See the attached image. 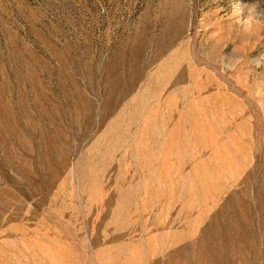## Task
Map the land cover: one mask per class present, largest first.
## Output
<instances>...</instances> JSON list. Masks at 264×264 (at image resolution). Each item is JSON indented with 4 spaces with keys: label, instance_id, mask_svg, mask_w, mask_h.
Segmentation results:
<instances>
[{
    "label": "rangeland",
    "instance_id": "obj_1",
    "mask_svg": "<svg viewBox=\"0 0 264 264\" xmlns=\"http://www.w3.org/2000/svg\"><path fill=\"white\" fill-rule=\"evenodd\" d=\"M256 2L0 0V264H264Z\"/></svg>",
    "mask_w": 264,
    "mask_h": 264
},
{
    "label": "clouds",
    "instance_id": "obj_2",
    "mask_svg": "<svg viewBox=\"0 0 264 264\" xmlns=\"http://www.w3.org/2000/svg\"><path fill=\"white\" fill-rule=\"evenodd\" d=\"M262 4H264V0H257L256 3L247 6L246 9L240 3L231 4V15L245 33H251L264 25V7H261ZM240 59L241 56L239 55L224 54V65L232 68L233 62L238 63ZM249 61L256 69L264 68V51H259L255 57L249 56Z\"/></svg>",
    "mask_w": 264,
    "mask_h": 264
}]
</instances>
